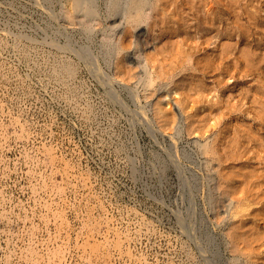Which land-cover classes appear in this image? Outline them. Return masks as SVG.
I'll return each instance as SVG.
<instances>
[{
  "label": "rangeland",
  "instance_id": "obj_1",
  "mask_svg": "<svg viewBox=\"0 0 264 264\" xmlns=\"http://www.w3.org/2000/svg\"><path fill=\"white\" fill-rule=\"evenodd\" d=\"M90 3L95 18L71 20L66 0H0V264H32V245L38 264L55 252L58 264H232L217 161L206 165L174 100V128L157 123L166 86L138 98L117 77L126 24L112 0ZM146 33L133 35L143 51Z\"/></svg>",
  "mask_w": 264,
  "mask_h": 264
},
{
  "label": "bare ground",
  "instance_id": "obj_2",
  "mask_svg": "<svg viewBox=\"0 0 264 264\" xmlns=\"http://www.w3.org/2000/svg\"><path fill=\"white\" fill-rule=\"evenodd\" d=\"M92 3L66 0L67 18L72 20L78 13L95 18ZM112 3V9L120 13L119 19L126 24L117 39L119 43H113L117 45V77L127 83H138L135 91L138 98L141 95L147 98L166 86L165 93L154 104L157 123L163 129H172L176 122L174 100L188 120L189 133L200 136L197 145L207 157L206 165L210 168L212 161H217L220 197L228 199V217L232 220L226 232L230 262L264 264V0H112ZM140 30L151 36L148 43L155 41L153 48L143 51L142 39L133 40L134 32ZM109 39L105 43H110ZM133 46L134 54L129 53ZM127 54L141 64L142 75L127 62ZM72 66L65 69L71 72ZM238 75L251 76L253 81L243 82ZM231 78L235 83L229 88ZM164 96L169 97L164 100ZM146 110L142 111L146 114ZM238 110L252 114L256 122L238 115ZM101 243H94L93 250H98ZM32 246H27L25 255L32 264H38L39 256ZM57 257L60 254L55 252L48 262L54 264Z\"/></svg>",
  "mask_w": 264,
  "mask_h": 264
}]
</instances>
